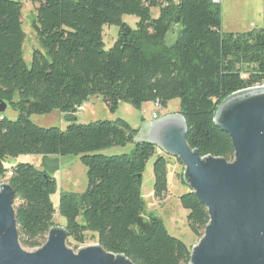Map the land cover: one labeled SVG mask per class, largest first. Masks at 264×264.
<instances>
[{"label": "trees", "instance_id": "obj_1", "mask_svg": "<svg viewBox=\"0 0 264 264\" xmlns=\"http://www.w3.org/2000/svg\"><path fill=\"white\" fill-rule=\"evenodd\" d=\"M29 1L38 5L33 30L39 49L27 68L22 0H0V100L16 114L13 120L0 115V184H9L15 196L19 245L39 249L57 215L65 220L69 246H82L90 234L103 250L133 264H188L191 248L160 219L146 216L141 197L142 176L154 157L153 197L165 200L168 157L152 145L135 144L139 129L124 120L76 123L77 109L92 97L111 114L120 103L136 110L157 104L165 111L177 100L187 145L201 157L231 162V140L213 119L227 97L264 85V5L260 29L232 34L222 30L220 4L211 0ZM125 16L136 18L134 29ZM112 26L116 40L105 49L103 28ZM168 33L176 35L170 45ZM54 111L71 121L65 130L30 121ZM128 144H135L129 154H101ZM26 155L78 158L86 190L60 192L55 208L57 184L50 174L31 164L9 165ZM178 200L189 230L200 239L206 208L189 191Z\"/></svg>", "mask_w": 264, "mask_h": 264}, {"label": "water", "instance_id": "obj_2", "mask_svg": "<svg viewBox=\"0 0 264 264\" xmlns=\"http://www.w3.org/2000/svg\"><path fill=\"white\" fill-rule=\"evenodd\" d=\"M8 108L0 100V115ZM214 125L231 140L233 160L201 157L186 143L180 114L142 125L135 144L146 143L183 168L182 183L206 208L208 223L191 247L188 264H264V87L234 93L217 107ZM15 196L0 184V264H133L99 244L67 247L64 227L49 229L45 243L27 252L18 242Z\"/></svg>", "mask_w": 264, "mask_h": 264}, {"label": "rangeland", "instance_id": "obj_3", "mask_svg": "<svg viewBox=\"0 0 264 264\" xmlns=\"http://www.w3.org/2000/svg\"><path fill=\"white\" fill-rule=\"evenodd\" d=\"M21 22L22 30L25 35V41L22 46L23 60L30 67L32 52L39 49L36 35L33 30L37 4H32L29 0H22ZM263 5L264 0H221V20L222 30L226 33L238 34L246 33L252 30H258L263 25ZM153 16L156 14L152 11ZM123 22L130 28H135L136 18L123 17ZM118 29L116 27H104L102 38L105 49H109L116 40ZM175 34L168 33L166 44L170 45L175 41ZM91 103H84V112L77 114L76 123L89 124L97 121H114L116 119L124 120L131 128L139 129L140 135L144 122L150 120L151 114L157 112L160 117L178 114L179 102L174 100L170 102L165 111H158L152 104H143L140 110L134 109L126 103H120L116 112L111 114L98 97H92ZM5 116L13 120L16 114L7 109ZM30 121L40 128H58L65 130L71 121L66 120L58 112L54 111L48 115H33ZM144 121V122H143ZM135 144H128L125 147H116L101 152L105 156H118L129 154L134 150ZM155 158H151L145 168L142 176L141 197L145 205L146 216L152 215L160 219L168 233L180 240L186 247L191 248L196 245L198 238L189 230L187 224V211L183 210L179 204L178 198L188 192V187L182 183L180 175L183 173L181 164L175 162L176 159L167 158V194L163 202H158L153 197V176L152 164ZM19 163L33 165L36 169L46 171L55 179L57 184L56 194L52 197L54 207H57L60 192L82 194L87 187L86 169L81 165L78 158L73 156L66 157H42V156H21L17 160H11L10 166ZM55 227H63L65 220L55 215L53 220ZM66 241L67 247L76 252L79 248L96 244V239L92 235L86 234L85 242L82 246H75ZM77 247V248H76ZM27 252L29 250L23 249Z\"/></svg>", "mask_w": 264, "mask_h": 264}, {"label": "built area", "instance_id": "obj_4", "mask_svg": "<svg viewBox=\"0 0 264 264\" xmlns=\"http://www.w3.org/2000/svg\"><path fill=\"white\" fill-rule=\"evenodd\" d=\"M211 1H212L213 4H220V1H221V0H211ZM260 87H264V85H262V86H260ZM256 88H257V87H256ZM154 107L159 111V107H158L157 104H155ZM77 111H78V113L82 112V107L78 108ZM159 117H160V116H159V114H157V112H153V113L151 114V117H150V121H149V123H151V122L157 120Z\"/></svg>", "mask_w": 264, "mask_h": 264}, {"label": "crops", "instance_id": "obj_5", "mask_svg": "<svg viewBox=\"0 0 264 264\" xmlns=\"http://www.w3.org/2000/svg\"><path fill=\"white\" fill-rule=\"evenodd\" d=\"M87 103L90 104V103H91V99H89ZM150 104H151V103H150ZM152 105L154 106V104H152ZM84 110H85V108H84V106H82V111L84 112ZM80 113H81V112H80ZM60 115H61V114H60ZM75 117H77V115H76ZM149 121H150V120H148L147 122H144V121H143V122H144V124H145V123H149ZM144 124H143V125H144Z\"/></svg>", "mask_w": 264, "mask_h": 264}]
</instances>
